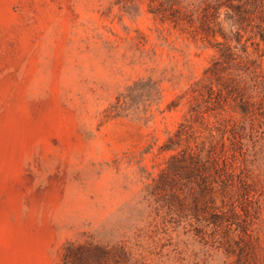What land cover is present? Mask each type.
<instances>
[{
  "label": "rangeland",
  "instance_id": "1",
  "mask_svg": "<svg viewBox=\"0 0 264 264\" xmlns=\"http://www.w3.org/2000/svg\"><path fill=\"white\" fill-rule=\"evenodd\" d=\"M0 264H264V0H0Z\"/></svg>",
  "mask_w": 264,
  "mask_h": 264
},
{
  "label": "trees",
  "instance_id": "2",
  "mask_svg": "<svg viewBox=\"0 0 264 264\" xmlns=\"http://www.w3.org/2000/svg\"><path fill=\"white\" fill-rule=\"evenodd\" d=\"M219 53H220V56H224L225 55V52H222L221 50L219 51ZM178 141H179L178 139H176L175 142L170 139L168 141V143L164 146V149L166 151H172L174 149V147L178 145Z\"/></svg>",
  "mask_w": 264,
  "mask_h": 264
}]
</instances>
